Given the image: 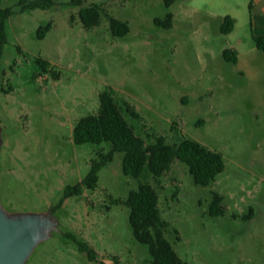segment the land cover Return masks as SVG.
Wrapping results in <instances>:
<instances>
[{
    "label": "rangeland",
    "instance_id": "1",
    "mask_svg": "<svg viewBox=\"0 0 264 264\" xmlns=\"http://www.w3.org/2000/svg\"><path fill=\"white\" fill-rule=\"evenodd\" d=\"M20 1L1 2L15 13L6 22L1 61L0 203L10 213L52 209L60 229L25 264H148V247L133 236L129 208L111 202L138 189V181L123 173V153L100 171L96 190L64 200L65 188L88 174L96 151L110 148L73 141L76 123L97 112L108 86L141 115H126L138 135H164L174 143L175 126L224 157L225 170L205 187L180 161L151 179L176 252L189 264H264V52L252 37L250 0H234L236 27L229 34L205 0H177L171 7L163 0H106L108 14L130 24V32L117 38L106 16L85 29L71 0L25 12ZM101 2L85 0L84 6ZM170 12L173 27H157L155 19ZM49 22L52 29L39 39V28ZM225 50L237 63L225 59ZM39 57L50 62L47 70ZM213 192L224 196L223 216L208 213ZM234 214L250 218L231 219ZM67 233L89 242L98 263Z\"/></svg>",
    "mask_w": 264,
    "mask_h": 264
},
{
    "label": "trees",
    "instance_id": "2",
    "mask_svg": "<svg viewBox=\"0 0 264 264\" xmlns=\"http://www.w3.org/2000/svg\"><path fill=\"white\" fill-rule=\"evenodd\" d=\"M84 6L85 0H71L70 5L78 7V16L83 27L91 30L100 26L106 16L110 22V29L114 37H123L130 32V24L108 14L103 2ZM177 0H163L166 7H171ZM0 0V78L3 75L1 61L4 46L7 43L6 22L14 15L12 8H1ZM254 1L250 0L249 11L253 9ZM21 12L36 9H50L55 6L53 0H21ZM174 15L168 13L163 18H156L155 25L160 28L173 27ZM235 20L226 16L221 24V32L229 34L233 31ZM52 29V22L41 26L38 38L44 39ZM256 47L264 52V35L252 34ZM224 57L228 61L237 63V56L225 50ZM37 63L47 70L50 62L39 57ZM53 74L55 75L54 70ZM11 87L9 88L10 91ZM6 91V92H7ZM116 90L108 86L100 95V105L96 113L86 115L79 119L73 129V141L76 145L92 144L101 146L108 144L109 149L96 151V156L91 161V166L86 177L78 184L65 188L64 200L74 196H81L84 190L94 191L99 185V173L114 160L116 153H123V173L138 181V189L130 191L127 198H113V204L125 205L130 210L129 220L134 238L149 250L148 264H189L174 249L168 239L172 224L164 219L160 208V195L153 186L151 179L159 180L172 169L176 161L187 165L194 183L198 186H208L216 177L225 170L226 164L222 153L211 150L196 140L185 137L180 130L173 126V132L178 137V142L170 143L164 135H138L134 125L126 115L135 120H141V115L136 108L126 99L120 98ZM112 198V197H111ZM62 200L57 207L63 205ZM251 209L250 215H252ZM211 216L219 217L226 213L224 196L213 192V197L208 209ZM249 215L231 216V219H249ZM176 239L180 240V233L172 229ZM65 236L73 240L82 253H85L91 262L98 263V253L94 247L77 235L67 233ZM114 259L116 257L114 256ZM100 264H106L99 262Z\"/></svg>",
    "mask_w": 264,
    "mask_h": 264
},
{
    "label": "water",
    "instance_id": "3",
    "mask_svg": "<svg viewBox=\"0 0 264 264\" xmlns=\"http://www.w3.org/2000/svg\"><path fill=\"white\" fill-rule=\"evenodd\" d=\"M3 144L0 126V153ZM59 224L50 209L44 213H10L0 203V264H25Z\"/></svg>",
    "mask_w": 264,
    "mask_h": 264
},
{
    "label": "crops",
    "instance_id": "4",
    "mask_svg": "<svg viewBox=\"0 0 264 264\" xmlns=\"http://www.w3.org/2000/svg\"><path fill=\"white\" fill-rule=\"evenodd\" d=\"M205 1L206 4L211 6V8H209L207 11L212 12L213 15H215V17L219 20V22H221V24L226 16H231L232 18H234L235 20V26L233 29L234 31L236 27V14H237V13H233L232 11L234 0H205ZM253 1H254L253 9L251 12L249 11L252 31L253 34L264 35V0H253ZM235 12H237V10Z\"/></svg>",
    "mask_w": 264,
    "mask_h": 264
}]
</instances>
